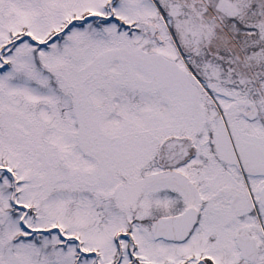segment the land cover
Listing matches in <instances>:
<instances>
[{"label":"snow or ice","instance_id":"snow-or-ice-1","mask_svg":"<svg viewBox=\"0 0 264 264\" xmlns=\"http://www.w3.org/2000/svg\"><path fill=\"white\" fill-rule=\"evenodd\" d=\"M0 264H264V0H0Z\"/></svg>","mask_w":264,"mask_h":264}]
</instances>
